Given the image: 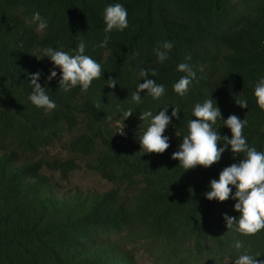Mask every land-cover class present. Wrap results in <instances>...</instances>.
Returning <instances> with one entry per match:
<instances>
[{
    "label": "trees",
    "instance_id": "16d2710c",
    "mask_svg": "<svg viewBox=\"0 0 264 264\" xmlns=\"http://www.w3.org/2000/svg\"><path fill=\"white\" fill-rule=\"evenodd\" d=\"M112 3L127 9L129 26L106 34L103 11ZM37 11L48 23L43 32L31 22ZM106 35L107 46L100 47ZM80 40L103 75L87 92H65L59 72L47 80L49 59L34 55L49 46L70 52ZM165 40L173 48L161 64L155 49ZM180 63L196 72L183 98L173 90L185 75L177 71ZM141 69H155L149 78L165 85L159 101L141 93L143 103L132 102L143 83ZM36 72L56 103L51 112L28 100L29 74ZM260 76L264 0H0V264H140L128 246L133 242L159 264H232L244 251L260 252L257 259L264 260V230L243 236L228 229L223 214L238 218L235 201L203 196L243 154L233 159L225 151L219 163L187 171L171 158L195 119L193 107L208 96L223 118L245 119L249 145L264 152V110L253 95ZM111 78L115 88L107 86ZM240 99L247 108L235 103ZM166 105L169 115L173 107L180 112L164 133L171 146L142 155L138 140L150 120L140 113L155 115ZM129 108L135 112L123 121ZM123 123L124 135L117 134ZM215 130L231 136L221 120ZM56 146L67 154L51 153ZM81 156L90 157L89 167L113 186L64 184ZM236 242L243 247L236 249Z\"/></svg>",
    "mask_w": 264,
    "mask_h": 264
},
{
    "label": "clouds",
    "instance_id": "9594fccd",
    "mask_svg": "<svg viewBox=\"0 0 264 264\" xmlns=\"http://www.w3.org/2000/svg\"><path fill=\"white\" fill-rule=\"evenodd\" d=\"M127 17L128 11L121 3L107 5L103 11V21L106 25L104 32L106 34L113 30L123 32L129 26ZM31 22L36 26L37 32H43L48 28L47 21L38 11L32 15ZM108 39L106 35L99 46L106 47ZM172 48L173 43L170 41L165 40L160 43L155 49L159 63L163 64L169 59ZM85 53L86 43L80 40L76 48L70 52L49 46L41 49L39 54L34 56L37 59L46 57L52 63L47 77L49 82L56 78L59 72L58 84L63 91L69 92L79 87L81 92H87L93 81L102 77L103 69L101 63ZM177 71L185 75L174 83L173 90L183 98L196 79V72L187 63H180ZM156 74L155 69L139 71V78L143 80V83H137L136 90L131 95L134 104L143 103L141 93H144L143 97H151L154 101H159L165 95V85L149 78L155 77ZM29 76L32 86V92L28 96L30 103L46 113L53 111L56 108L55 101L47 94L45 87L38 82L41 73H30ZM117 84L116 79L111 78L107 86L115 88ZM253 95L257 106L264 110V76H260L255 81ZM235 103L242 109L248 107L246 99L237 100ZM134 112L133 108L127 109L123 121ZM179 113V110L173 107L169 115L168 105L162 107L155 115L152 111L140 113L139 118L142 121L150 120L138 140L142 155L163 154L170 148V137L164 133L173 118L179 119ZM192 116L195 119L188 121V133L183 136L179 150L172 153L171 158L178 160L179 166L187 171L197 166L209 168L219 163L225 151H230L233 159L243 154L242 159L224 167L218 179H212L209 182L208 190L203 193V196L209 201L225 202L229 199L235 201L233 210L239 213L238 218L229 216L227 213L223 214L228 229H233L243 236L255 235L264 230V152L249 145L243 131L247 121L241 120L235 114L229 115L226 119L223 118L217 101L210 96L202 103L195 104ZM218 120L223 121V126L230 130V137L221 136L215 130ZM124 127L123 123L117 134L124 135ZM242 247L240 242H236V249ZM261 256L260 252L253 255L244 251L236 256L232 264H264V260L257 259Z\"/></svg>",
    "mask_w": 264,
    "mask_h": 264
},
{
    "label": "rangeland",
    "instance_id": "374dc122",
    "mask_svg": "<svg viewBox=\"0 0 264 264\" xmlns=\"http://www.w3.org/2000/svg\"><path fill=\"white\" fill-rule=\"evenodd\" d=\"M50 152L58 155L65 156L67 151L60 146H56L50 149ZM80 167L76 169L69 177L68 181H63L64 184L70 187H80L83 189H96L106 190L112 187V183L100 177V175L89 167L91 162L90 157L81 156L79 158ZM125 235V234H124ZM125 244H128V240L124 239ZM130 248L135 251L140 264H159V260L152 254V252L144 248L141 244L133 242L128 244Z\"/></svg>",
    "mask_w": 264,
    "mask_h": 264
}]
</instances>
